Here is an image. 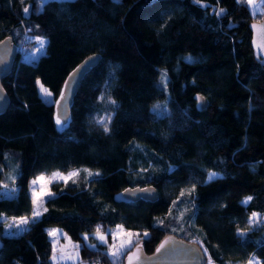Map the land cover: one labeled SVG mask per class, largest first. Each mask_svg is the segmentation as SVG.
I'll list each match as a JSON object with an SVG mask.
<instances>
[{"label": "trees", "instance_id": "16d2710c", "mask_svg": "<svg viewBox=\"0 0 264 264\" xmlns=\"http://www.w3.org/2000/svg\"><path fill=\"white\" fill-rule=\"evenodd\" d=\"M263 17L264 2L253 13L247 0H0V41L11 37L17 50L1 85L27 113L21 124L0 116V264H54L49 227L80 242L90 263L123 264L133 247L114 262L83 242L97 228L108 239L118 226L140 233L148 254L173 234L197 243L210 264H264V223L249 221L264 213V117L249 124L238 105L264 77L250 44V25ZM40 38L45 56L31 59ZM90 55L98 62L82 77L67 123L57 125L63 81ZM233 58L239 63L224 85L196 78ZM43 74L51 84L62 77L51 107L38 88ZM196 94L207 100L202 110ZM104 114L108 131L97 122ZM245 133L256 137L246 160L257 177H226ZM72 170L76 182H52L55 195L33 219L31 180ZM147 186L157 200H115ZM24 217L29 223L17 227Z\"/></svg>", "mask_w": 264, "mask_h": 264}, {"label": "rangeland", "instance_id": "374dc122", "mask_svg": "<svg viewBox=\"0 0 264 264\" xmlns=\"http://www.w3.org/2000/svg\"><path fill=\"white\" fill-rule=\"evenodd\" d=\"M40 1L43 2L44 0H40ZM263 2H264V0H256L255 7H253V5H250L248 3L247 4H248L251 12L254 13V12H258L261 10V6H262ZM37 49H40V51H37ZM44 54H45L44 46H43V48H41V45L38 42V45L34 49H32V51L29 53V57L31 59L41 60L45 56ZM238 63H239V59L233 58L230 61L229 65H227V67L225 66V67H223L217 71H212V72L211 71L198 72L196 78L203 80V81H207V82L212 83V84L215 83L218 85H224L227 82V77H228L229 71L235 70L237 68ZM61 81H62V77H60V79L58 81H56L55 84H51V83H49V80H48V77L46 76V74H43V76H41V78H39L38 88H39L40 95L42 96V98L45 100V102L50 107L54 102V99H53L54 89L56 87H58V85L60 84ZM251 88H252V94H251L250 98L245 100L244 102H239L238 105L241 107L246 105V107H247L246 115L248 117L249 124L252 123L254 125H257V124L259 125V123L262 121V119L264 117V77L258 81H255L253 87H251ZM43 89H47L52 95L51 96H45L43 93ZM108 117L109 116L104 114L100 118L97 119V122L99 123V121L102 119L107 120ZM1 119L4 121H12V122H17V123L21 124L25 120H27L26 108L24 107L23 104H10L8 106L6 112L1 115ZM99 124H101V123H99ZM101 125L103 126V124H101ZM255 140H256V137H252L246 133L241 137L239 145L234 150L233 160H232V163L230 165L229 173L226 175V177H237V176H241V175L246 176V177L251 178V179H254L257 177L256 171H255L256 165L254 163L248 162L246 160V158H247L246 157L247 146L249 144H251L253 141L255 142ZM259 145L262 146L261 144H259ZM72 171H68V172L54 171V172H51L49 174H39L36 177H34L30 182V192L32 195V200H34V198H35L33 196V187H34L32 184L33 180H36L40 176H44L46 179H51L52 182L64 181L63 179H60L59 177H55V178L52 177V174L53 173H62L63 175L66 176L69 172H72ZM210 174L211 173L208 174V179H209ZM216 176H218V175L216 174ZM215 177H213V178H215ZM51 183L47 184L48 191H50L49 185ZM35 187H36L37 191H39L40 184L38 183ZM3 190H6V193H4V194H10L11 187L6 186L3 188ZM3 190H2V192H3ZM246 197H249V196L243 197L241 200L242 203L245 201ZM35 208H36V205L34 204V210H35ZM252 215L249 218V221L252 224H254V223L259 224L262 222L264 223V213L260 217L258 215V220L256 222H252V220H251ZM122 228H123V230H125L127 232L135 233V231L128 230L124 227H122ZM54 230H57V235L56 236L50 235V233L53 232ZM115 233H117V228L113 229L111 231L110 235H108L109 238L108 239L106 238L107 239L106 244L101 243V241L98 239V236L96 233L92 234L90 236L91 238H89L88 235H83V242L85 245H87L92 250H100L99 251L100 253H103L105 256L108 257V259L113 260L111 257V252H110L108 246L112 245V244H116L117 246H119V244L122 241L127 239V237L124 236L123 234H116L114 237ZM48 234L50 237V241H51V245H52V249H53V254H55L58 257L57 260H53L51 257L53 263H56V264L57 263L58 264H103L101 260L98 261V260L93 259L90 263L88 260L83 259L81 256V253H80L81 243L71 239L61 228L49 227L48 228ZM100 234L104 235L106 237V234H104V233L103 234L100 233ZM75 246H78V248ZM61 249L64 250L63 253L61 252ZM65 253L71 255L72 258L71 259H68V258L60 259L59 257L64 255ZM53 254H52V256H53ZM121 256H124V255H121ZM253 258H254V264H257L258 259L256 257H252L250 260H253ZM248 262H247V264H248ZM205 264H210V261L208 260L207 262H205Z\"/></svg>", "mask_w": 264, "mask_h": 264}, {"label": "water", "instance_id": "95a60500", "mask_svg": "<svg viewBox=\"0 0 264 264\" xmlns=\"http://www.w3.org/2000/svg\"><path fill=\"white\" fill-rule=\"evenodd\" d=\"M251 48L254 53L256 60H259L260 64L264 67V48L258 45H264V17L251 23ZM16 45L13 43L11 37H6L0 41V116L6 112L10 100L8 95L4 91L1 85V79L5 77L11 71L14 58L16 56ZM98 55H90L83 59L79 64H77L65 77L61 92L54 103L55 116H60L61 120L64 122L62 125L66 124L70 115V106L72 104L73 97L77 92L78 86L82 77L98 62ZM75 75L74 79H70ZM66 84H70L71 87L65 91ZM66 98L61 100V95ZM196 108L202 110L207 106V100L199 95H195ZM142 189H148V192L141 191ZM158 192L155 187H133L126 188L115 195V200L119 202H132L139 199L153 202L157 200ZM168 241L165 248L159 253L157 249L162 243ZM140 252V260L133 261L132 264H205L206 258L203 250L200 246L193 241H186L179 238L173 234H168L158 243L156 248L152 253H146L142 246ZM136 252V247H133L125 256L123 264H130L129 256H132Z\"/></svg>", "mask_w": 264, "mask_h": 264}, {"label": "snow or ice", "instance_id": "6c2138e0", "mask_svg": "<svg viewBox=\"0 0 264 264\" xmlns=\"http://www.w3.org/2000/svg\"><path fill=\"white\" fill-rule=\"evenodd\" d=\"M21 2L23 3V0H21ZM197 2H199V0H197ZM247 3L250 4V5H253V7H255L256 0H247ZM23 12L25 14H28L29 13V8L28 7H24L23 8ZM223 12H224V9H220L217 14L219 15V14H221ZM38 42L40 43L41 48H43L45 41L42 38H40L38 40ZM258 46L264 48V45H258ZM37 51H40V49H37ZM75 75L76 74H74L73 77L70 78V79H74ZM161 82L166 87V85H167L166 74H162ZM70 87H71L70 84H66L65 91H67ZM43 93H44L45 96H51L52 95L47 89H43ZM65 98L66 97L63 94L60 97L61 100H64ZM101 99H103V97ZM109 102L111 104H115L116 103L114 100H110ZM110 119L111 118L108 117L107 120H103L102 119V120L99 121V123L103 124L105 131L109 130L108 129V122H110ZM56 123H57V125H62L64 123L61 120L59 115H57ZM85 171H87V170H85ZM88 174L89 175H98V174H94V173H91V172H88ZM78 176H79V170H73L72 172H69L66 176L63 175L62 173H53L52 174V177H54V178L55 177H59L60 179H63L65 183L68 180H70V179H72L73 183H75L76 181H75L74 178L78 177ZM215 176H216L215 173H211L209 175V179H212ZM51 182H52L51 179H46L44 176H40L36 180L32 181V184L34 186L33 187V196L35 197L34 200H33V203L36 205V208H35L34 213H33V219H35L36 217H39L42 214L41 209L43 207L42 201L44 200V197H51V196L55 195L54 193L48 191V189H47V184H49ZM38 183L40 184L39 191H37V189L35 187ZM141 191L148 192L149 190L148 189H142ZM251 200H252V197H250V196L246 197L245 201L243 203L247 204ZM43 211H47V209L43 208ZM251 220H252V222H256L258 220V214L253 213ZM14 223L16 224L17 227H19L20 225H27L29 223V219L27 217L20 218L18 221L14 220ZM12 226H13L12 224H9L10 228ZM96 234L98 236V239L101 241V243H105V244L107 243L106 237L104 235L100 234V229L99 228H97V233ZM116 234H123L124 236L127 237V239L122 241L119 244V246H117L116 244H112V245L108 246L109 250L111 252V257H112L113 261L115 262L116 260H118L121 255H123L128 249H130L132 247H136V252H134L132 256H129V258H128L129 262H130V264H132L133 261H139L140 258H141L140 257L141 248L139 247L141 234L140 233L127 232V231L123 230L122 226H118L117 233L114 234V237H115ZM50 235L56 236L57 235V230H54L53 232H51ZM143 235L147 236L148 233L145 232V233H143ZM167 243H168V241H165L164 243H162L160 245V247L157 249V252L159 253L162 249H164ZM75 247L78 248V246H75ZM61 252L63 253L64 250L61 249ZM59 258L60 259H64V258L71 259L72 256L67 254V253H65L64 255H62ZM52 259L53 260H57L58 257L55 254H53ZM248 264H254V258H253V260H249Z\"/></svg>", "mask_w": 264, "mask_h": 264}, {"label": "crops", "instance_id": "0c3cea01", "mask_svg": "<svg viewBox=\"0 0 264 264\" xmlns=\"http://www.w3.org/2000/svg\"><path fill=\"white\" fill-rule=\"evenodd\" d=\"M33 213H34V209H33ZM33 213H32V215H33ZM54 264H56V263H54Z\"/></svg>", "mask_w": 264, "mask_h": 264}, {"label": "built area", "instance_id": "2783aa9c", "mask_svg": "<svg viewBox=\"0 0 264 264\" xmlns=\"http://www.w3.org/2000/svg\"><path fill=\"white\" fill-rule=\"evenodd\" d=\"M58 264V263H57Z\"/></svg>", "mask_w": 264, "mask_h": 264}]
</instances>
